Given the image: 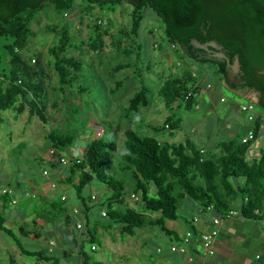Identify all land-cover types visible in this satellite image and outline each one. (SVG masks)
I'll use <instances>...</instances> for the list:
<instances>
[{
	"label": "trees",
	"instance_id": "16d2710c",
	"mask_svg": "<svg viewBox=\"0 0 264 264\" xmlns=\"http://www.w3.org/2000/svg\"><path fill=\"white\" fill-rule=\"evenodd\" d=\"M122 2L132 6L131 35L137 36L144 14L152 11L162 23V35L167 46L162 49L163 54L174 49L182 52L191 62L213 64L219 84L237 92L250 91L256 96L251 102L264 110V0H0V65L5 64V59L9 60V66L5 65L0 71L2 84H5L4 94L0 97V110L12 106L17 98L26 100L31 95L30 100H26L30 115H37L40 121H46L39 95L41 86L34 82L37 73L31 68V59L26 60L21 54L32 36L31 22L46 3L53 5L54 13L61 19V24L50 29L61 36L58 45L50 48L49 53L58 62L56 71L63 89L64 86L69 87L74 79L68 68L75 72L80 69L78 61L60 56L68 49L63 17L75 12L81 4H85L89 11L95 8L113 11ZM103 22L101 19L93 27L105 34L102 30L109 22ZM192 39L201 44L215 42L229 64L193 48L190 45ZM236 58L239 73L234 75L233 84L228 75ZM121 67L125 68V65ZM204 77H195L193 71L185 70L169 78L160 91L166 108H170L171 112L173 109L193 112L196 104L199 109L198 93L202 86L205 88L207 85L202 83ZM176 102L178 104L173 106ZM145 105L144 95L136 94L128 110L135 113ZM23 109L21 104L17 112L21 113ZM172 118L173 115H169L165 120L166 129L170 131L177 130L181 123L180 118L174 121ZM245 122V127L232 132V137L218 142L215 148L218 152L214 149L205 151L191 140L160 143L155 136L126 131L124 153L120 156L125 162L121 169L131 173L132 182L129 185L111 171L113 145L103 137L92 138L81 159L66 158L70 161L69 165L60 164L59 159L72 139L54 133L49 135V139L50 148L55 150L52 156L57 159L59 167H65L69 173L67 181L72 183L75 177L78 179L74 185L78 197L94 181L105 185L121 202L127 195L137 196L140 209L109 208L105 212V217L120 226L122 235L133 237L138 229L147 225L169 234L165 222L178 218L179 202L182 201L197 203L203 212L211 207L213 217L219 219H225L235 211L237 202H241L239 211L245 218L255 219L264 214V150L255 166L245 162L248 147L260 134L262 118L255 116L251 122L245 118ZM249 130L253 131V139L242 144L241 140ZM50 166L49 163V169ZM239 178L245 181L235 186L233 181ZM151 188L154 189L153 195L149 193ZM0 197L5 200L4 205L10 203V194H1ZM63 211L62 204H58L54 208L55 214L50 213L48 219H55ZM4 221V215L0 213V230L13 237L12 232L3 226ZM24 231L25 235L30 234ZM191 232L196 235L194 227ZM22 253L49 260L36 253L23 250ZM51 264L58 263L52 260ZM84 264H88L86 259Z\"/></svg>",
	"mask_w": 264,
	"mask_h": 264
},
{
	"label": "rangeland",
	"instance_id": "374dc122",
	"mask_svg": "<svg viewBox=\"0 0 264 264\" xmlns=\"http://www.w3.org/2000/svg\"><path fill=\"white\" fill-rule=\"evenodd\" d=\"M78 3L80 4V1ZM131 13L132 6L127 2L120 3L113 11L99 8L89 11L85 4H81L75 12L63 17L62 24L66 27L68 49L60 56L72 58L80 63L78 72L68 68L74 79L69 87L64 86L63 89L56 71L58 62L49 53L50 48L58 45L61 36L50 29L61 24V19L54 13L53 5L50 3H46L35 16L31 22L32 36L21 54L26 60L31 59V68L37 73L34 82L41 86L42 91L39 95L42 98L46 121H40L37 115H30L26 100H30L31 95L26 100L17 98L12 106L0 110V187L7 185L13 187L15 181L24 183L27 179L39 181L43 171L50 172L46 164V155L49 150V155L55 158L50 154L53 149L50 148L49 135L52 133L72 139L71 145L61 152L64 158L76 156L81 159L92 138L103 137L113 145L111 171L128 185L132 182L131 173L121 169L125 162L120 156L124 153L125 132L128 130H134L143 136H155L160 143H184L187 138L199 147L196 138H190L189 130L196 123H200L208 141L218 142L225 139L223 131L226 123L224 118L218 120V114L220 115L229 99L233 98L242 103H245L246 99L219 84L213 64L201 65L191 62L180 51L172 52L171 57L167 52L163 54L162 49L167 46L162 35V23L152 11L148 10L144 14L137 36L131 35ZM101 19L109 22L102 30L106 32L105 34L93 27ZM5 65L9 66V60L5 59V64L1 63L0 71ZM124 65L125 68H122ZM185 70L196 72L193 73L195 77H198L197 74L204 75L212 84L211 95L216 107L212 115L207 114L208 110L203 106L204 102L201 99L199 100L201 108L195 112H186L183 109L178 111L173 109L171 112L170 108H166L160 91L169 78ZM233 73L231 70L229 76ZM4 90L5 84H2L0 77V97L3 96ZM141 93L147 105L140 106L135 113L129 111L130 102L136 94ZM248 95L251 93L248 92ZM220 97L226 99L224 104L219 102ZM21 104L24 109L18 113L17 108ZM177 104L176 102L173 106ZM256 113L264 116V110L255 106V115ZM169 115H173L172 121L180 118L179 121L182 122L180 129L172 131L166 129L165 120ZM215 132L217 137L214 136ZM50 177L49 175L47 179ZM94 184L103 186L97 181H94ZM84 191L85 194L89 193L90 186ZM153 191L154 189H150L151 195ZM68 196L69 200H73L74 190H68ZM98 198L102 203L101 193H98ZM124 199L130 202L129 195ZM131 200L128 207L138 210V198ZM91 203L94 206L90 207L88 213V229L93 231L96 227L97 230H102L103 226L111 225V232L114 234L118 232L119 225L115 226L110 218L101 216V211L109 208L101 207L98 201ZM20 205H24V200H20ZM20 207L8 205L11 212ZM118 207L111 206L117 210L125 209L121 205ZM22 213L28 212L24 209ZM182 215L189 219L187 214ZM178 217H181V212L178 213ZM173 227H176V223ZM157 229L147 225L138 229L134 237L124 235L125 241L119 245L120 247L111 243L112 237L105 239L103 235L92 232L100 248L93 253H89L88 250L87 253L102 264H117L121 260L131 261L135 258L133 250L140 249L143 251L142 258L150 262L151 260L146 257L149 249L155 254L156 245L161 242L163 244L161 246L164 247L167 242V239L159 240ZM160 234L161 237L164 236ZM119 235L117 233V241ZM19 240H22L25 249H40L39 244H42L36 243L33 237ZM140 244H144V249ZM14 258L16 260L17 257Z\"/></svg>",
	"mask_w": 264,
	"mask_h": 264
},
{
	"label": "crops",
	"instance_id": "0c3cea01",
	"mask_svg": "<svg viewBox=\"0 0 264 264\" xmlns=\"http://www.w3.org/2000/svg\"><path fill=\"white\" fill-rule=\"evenodd\" d=\"M172 52L176 53V50H168L167 54L170 57ZM232 70V69H231ZM196 74V72L193 71ZM199 77L203 76L197 74ZM229 77V75H228ZM216 80L219 79L216 76ZM206 82V87L199 90V99L198 106L201 108L199 100L201 99L204 102L205 108H207V114L212 115L216 107L213 104V97L211 91H213L212 84L206 80V77L203 78V83ZM221 85V84H220ZM210 86V88H208ZM236 94L239 97L246 99L245 103L237 101L235 99H229V102L223 106V110L218 114V120L224 118L226 126L223 134L225 139L233 136L234 131H237L239 128H242L245 125V116L239 112V106L246 104L247 102L252 101L256 98L254 94L250 91L248 95L247 91L237 92ZM220 103L224 104L226 99ZM194 105V111L199 110ZM187 112H190L187 111ZM256 116L262 118L260 134L254 142L248 147L245 154V162L249 166H255L261 157V153L264 150V116L256 113ZM182 123V122H181ZM181 124L178 129H180ZM245 127V126H244ZM177 129V130H178ZM215 131L216 128H215ZM190 138L198 141L200 147L205 151L212 150L216 148L217 141H208V138L205 137L204 128L200 127V123L192 126L189 130ZM217 133L215 132L214 136ZM207 140H206V139ZM190 139H185L184 142ZM208 141V142H206ZM205 144V145H204ZM218 152V150H215ZM47 160L46 164L50 163V179L47 177L41 176V180H31L27 179V182L15 181L14 186L11 187H0V195L2 194L3 189H7L12 192L9 204L4 205L5 200L0 197V213L4 215L5 221L3 226L6 229H9L12 232V236L5 234L0 230V264H51L52 260H56L58 264H84L85 259L88 264H102L99 261H96L92 256L88 255L89 253L96 252L100 245L96 241L95 237L92 235V232L97 235H103L106 238L111 239V243L120 247V244L124 243V235L121 234V229L119 228L118 232H111L112 226L106 225L103 226L102 230H97L95 227L93 231L88 229V213L92 205L91 202L98 201V205L101 207L111 208L112 205H116V208L121 205L124 208H129L128 204L132 201L131 194L129 196L130 202L124 199L123 202L114 197L113 192L108 189L105 185L97 186L91 183L90 192L85 194V189L82 192V196L78 197L74 185L77 184L78 179L75 177L72 183L68 182L69 173L66 171L65 167H59L57 159L49 155V150L47 151ZM77 157H68V159H76ZM78 159V158H77ZM43 173V172H42ZM45 177V178H44ZM244 178H239L234 180L233 183L235 186L242 185L244 183ZM52 183L55 184V187L52 186ZM93 185V186H92ZM68 190H74L75 198L69 200ZM152 190V188H151ZM98 193H101L103 202L98 198ZM151 195V192H150ZM62 197L65 199L62 200ZM14 199L15 204H12L11 201ZM20 200H24V205H20ZM100 201V203H99ZM58 204H62L64 209L55 219L51 220L49 214L54 212V208ZM8 205L11 206H21L16 208L15 212H11L8 209ZM138 209H140V206ZM241 202L235 203V216H231L225 219H222L220 225V231L216 238L215 242V256L213 258H207L204 253L203 247L199 240V234L206 232L211 228L212 216L213 214L210 211H205L195 202L190 200L185 202H179V212H181V217L176 220H167L165 222V227L169 234L163 233L159 230V240L167 239L166 246L161 242L156 245L155 254L152 253L149 249V254L146 255L148 259L142 258V250L137 249L133 250V258L131 261L118 262L117 264H262L264 263V214L262 216H257L258 218H245L240 214ZM23 209V210H22ZM26 209V213L24 212ZM113 210H117L112 208ZM133 209V208H129ZM137 210V209H134ZM49 211V212H48ZM108 210H102L106 212ZM189 216V219L185 218V215ZM257 214V213H256ZM103 217V216H102ZM108 218V217H105ZM194 218L198 219L194 222ZM180 220V221H177ZM193 220V221H191ZM85 221L86 223H84ZM115 226V222H112ZM176 227L174 228V224ZM81 225V228H77L76 225ZM85 224V225H83ZM192 227L195 229V234L193 235L192 241L189 245L186 246L187 251L185 254H178L171 252V247L181 243L182 238L187 232L192 230ZM117 228V227H116ZM157 228V227H152ZM30 232L29 235H25V231ZM178 231H177V230ZM158 230V229H157ZM105 231V232H104ZM156 231V230H155ZM117 233H119V241H117ZM162 233L164 236L161 237ZM113 235L116 237H113ZM127 236V235H126ZM28 237H33L36 243H42L40 249H25L22 246V240L27 239ZM130 237V236H128ZM134 237V236H133ZM128 243V241H126ZM146 244V243H144ZM144 244H140V247L144 249ZM36 247V244H34ZM94 246L95 249L92 250L91 247ZM31 252L36 253L41 256V258H47V260L38 259L34 256H28L24 253ZM13 256H12V255ZM16 258L15 260V256ZM260 256V260H256V257ZM143 260V261H142Z\"/></svg>",
	"mask_w": 264,
	"mask_h": 264
},
{
	"label": "built area",
	"instance_id": "2783aa9c",
	"mask_svg": "<svg viewBox=\"0 0 264 264\" xmlns=\"http://www.w3.org/2000/svg\"><path fill=\"white\" fill-rule=\"evenodd\" d=\"M105 23L106 22H103V24H105ZM223 101H224V99H221V102H223ZM239 112L242 115L245 116V118L248 120V122L253 121L254 117L256 116L255 115V105L252 102H247L246 104L240 105L239 106ZM253 136H254L253 135V131L249 130L247 132V134L242 138L241 143L242 144L248 143L249 141H251L253 139ZM50 154L53 155V154H55V152L53 150H51ZM59 163L62 164V165H69L70 161L68 159L64 158V157H60ZM76 163H78V161ZM42 174H43V176H48V172L46 170L43 171ZM52 186L55 187V184L52 183ZM1 193L2 194L8 193L10 195L12 194V192L7 190V189H3ZM131 198L137 199L134 195H131ZM64 199L65 198L62 197V200H64ZM11 203L15 204L16 201L14 199H12ZM206 210L210 211L211 207H208ZM235 215H236V212L232 211V212L229 213L228 217L235 216ZM102 216L105 217L106 213L102 212ZM197 220L198 219L194 218V222H196ZM221 223H222V219H219L217 217H213L212 216L211 228L208 231L202 232L199 235L200 243H201V245L203 247L204 253L207 256V258L211 259V258H213L215 256L216 251H215L214 245H215L216 238H217V236L219 234V231H220L219 227H220ZM76 227L79 229V228H81V225L78 224V225H76ZM192 238H193V233L191 231L187 232L184 235V237L182 238L181 243L172 246L170 251L173 252V253L185 254L186 251H187L186 246L191 243ZM91 249L94 250L95 247L92 246ZM256 260H260V256H257ZM262 264H264V263H262Z\"/></svg>",
	"mask_w": 264,
	"mask_h": 264
},
{
	"label": "water",
	"instance_id": "95a60500",
	"mask_svg": "<svg viewBox=\"0 0 264 264\" xmlns=\"http://www.w3.org/2000/svg\"><path fill=\"white\" fill-rule=\"evenodd\" d=\"M190 45L195 49H199V50H202L204 52L210 53L212 58H214V59L224 60L227 64H229L227 57L221 52V47L218 46L215 42L201 44L197 40L192 39L190 41ZM210 49H212L213 52ZM231 69L233 70L234 74L239 73V61L237 58L234 59L233 64L231 65ZM228 78L230 81H234L233 75L229 76Z\"/></svg>",
	"mask_w": 264,
	"mask_h": 264
},
{
	"label": "flooded vegetation",
	"instance_id": "af4514ba",
	"mask_svg": "<svg viewBox=\"0 0 264 264\" xmlns=\"http://www.w3.org/2000/svg\"><path fill=\"white\" fill-rule=\"evenodd\" d=\"M232 75H233V77H234V75H236V74L233 73Z\"/></svg>",
	"mask_w": 264,
	"mask_h": 264
}]
</instances>
